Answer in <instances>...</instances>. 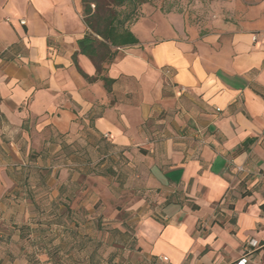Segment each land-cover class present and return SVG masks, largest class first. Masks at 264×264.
<instances>
[{"label": "crops", "instance_id": "1", "mask_svg": "<svg viewBox=\"0 0 264 264\" xmlns=\"http://www.w3.org/2000/svg\"><path fill=\"white\" fill-rule=\"evenodd\" d=\"M166 5L98 72L81 0H0V264H264V0Z\"/></svg>", "mask_w": 264, "mask_h": 264}, {"label": "trees", "instance_id": "2", "mask_svg": "<svg viewBox=\"0 0 264 264\" xmlns=\"http://www.w3.org/2000/svg\"><path fill=\"white\" fill-rule=\"evenodd\" d=\"M83 4L84 20L91 32L85 33L81 38L77 39L76 43L79 52L90 57L99 72L101 70V62L109 61L113 54L110 53V46H121L125 44H135L138 39L133 32L125 27V22L130 19V15L123 14L113 8L106 9L103 14L98 11H92L90 1L81 0ZM115 6L122 5L126 2L139 4L145 0H111ZM99 35L102 40L98 39ZM105 83L111 79L104 77Z\"/></svg>", "mask_w": 264, "mask_h": 264}, {"label": "rangeland", "instance_id": "3", "mask_svg": "<svg viewBox=\"0 0 264 264\" xmlns=\"http://www.w3.org/2000/svg\"><path fill=\"white\" fill-rule=\"evenodd\" d=\"M191 1H194V0H145L142 3H149L150 5H153L155 7L160 6L161 9H164V8L167 9V5H166V7H164V4L175 2V3H177L176 7L184 9V11H190V9L192 8V7L190 8V2ZM198 1L204 2L205 0H198ZM142 3L134 4V3L126 2L122 5L115 6L111 0H94V1H90V8L92 9V11H95V12L98 11L100 14H103V12L108 8L109 9L113 8L117 11L122 12L123 14L130 15V19L132 20L133 18L137 19L138 17H140V15L142 13L141 12ZM93 204H95V202H93ZM113 204H112V206H113ZM118 207L119 208L122 207L121 203H120V206H118ZM107 211L109 212V209ZM117 217H118V219L123 220L126 216L123 215V213H120ZM104 219H106L107 221H105ZM104 219H102V221H101V222H103V226H106L104 222H106V224L109 225L111 223V221H114V219L109 218V215L104 216ZM108 247H109V245H106L103 248L104 249L103 255L106 254L107 251L108 252L110 251ZM117 258H118V264H127V260L130 262L138 260V255L135 253H132L130 251L128 252L124 248L123 250H121V252H118Z\"/></svg>", "mask_w": 264, "mask_h": 264}, {"label": "built area", "instance_id": "4", "mask_svg": "<svg viewBox=\"0 0 264 264\" xmlns=\"http://www.w3.org/2000/svg\"><path fill=\"white\" fill-rule=\"evenodd\" d=\"M19 22H20L21 24H23V23L25 22V20L20 19ZM253 38L255 39L256 36H253ZM257 243H258V242H257L256 240L251 239V240H249V241L247 242V245L250 246V247H255V246H257ZM161 259L166 260V257H165V256H161ZM245 261H246V257H242V258L239 260V263H240V264H243Z\"/></svg>", "mask_w": 264, "mask_h": 264}]
</instances>
